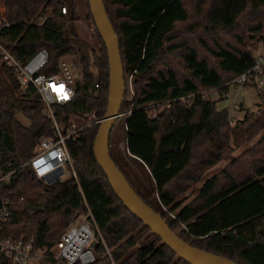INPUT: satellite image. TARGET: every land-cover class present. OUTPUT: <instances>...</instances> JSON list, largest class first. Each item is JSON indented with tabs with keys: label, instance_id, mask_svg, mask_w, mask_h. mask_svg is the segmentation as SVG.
Masks as SVG:
<instances>
[{
	"label": "trees",
	"instance_id": "16d2710c",
	"mask_svg": "<svg viewBox=\"0 0 264 264\" xmlns=\"http://www.w3.org/2000/svg\"><path fill=\"white\" fill-rule=\"evenodd\" d=\"M103 1L119 37L126 84L118 118L124 122L126 150L153 183L148 194L131 183L110 141L112 159L185 242L234 264H264V134L185 202L186 193L230 154V141L240 146L264 130V93L258 86L259 109L246 111L233 126L225 109L203 97L255 65L250 46L259 42L264 49V0ZM0 5L9 22L0 29V44L17 60L45 48L44 71L52 73L62 56L73 55L76 89L59 106L58 120L67 123L86 111L102 118L107 52L96 28L98 48L77 38L74 0H0ZM88 17L92 20L90 10ZM256 74L264 75V65ZM187 96L189 106L180 100ZM97 128H83L80 139L66 142L76 177L38 178L28 161L39 142L52 136L50 121L38 91L22 87L0 55V171L14 170L0 183V208L4 201L7 207L0 238H33L35 247L51 255L72 220L90 213L96 237L92 264H187L114 193L93 153ZM46 263L61 264L51 258Z\"/></svg>",
	"mask_w": 264,
	"mask_h": 264
},
{
	"label": "built area",
	"instance_id": "2783aa9c",
	"mask_svg": "<svg viewBox=\"0 0 264 264\" xmlns=\"http://www.w3.org/2000/svg\"><path fill=\"white\" fill-rule=\"evenodd\" d=\"M61 11L65 13V7ZM4 13L5 9L0 5V29L9 26ZM0 55L4 63L14 70L22 87L31 85L38 91L43 114L50 121L52 136L43 138L39 142L28 164L38 178L46 181V176H49L48 181L57 176V179H60L59 171L61 170L63 174L66 166L68 168L71 166V173L76 177L66 142L70 139H80L78 131L94 124L99 125L103 118L97 117L93 111H86L81 115L71 116L67 123L58 120L59 106L70 101L76 89V65L66 56H62L54 72H45L49 57L45 48L38 49L26 61L21 62L0 44ZM262 65H264V55H259L256 57L255 65L233 78L232 82L243 83L250 78H255L257 86L263 91L264 75L256 74L262 72ZM190 99L191 96L180 98L186 106L191 104ZM13 172L14 170L0 171V183H7ZM6 215L7 207L4 201L0 208V223ZM89 217H91L90 213H86L85 222L78 225L70 224L53 245L52 248L56 249L55 254L52 248L50 249L51 255H47L44 249L35 247L33 238H0V264H40L38 260L42 252L45 255L43 259L45 261L51 258L61 264H92L95 258L91 242L93 240L96 242V237H94V227ZM109 264L114 263L111 261Z\"/></svg>",
	"mask_w": 264,
	"mask_h": 264
},
{
	"label": "water",
	"instance_id": "95a60500",
	"mask_svg": "<svg viewBox=\"0 0 264 264\" xmlns=\"http://www.w3.org/2000/svg\"><path fill=\"white\" fill-rule=\"evenodd\" d=\"M93 23L101 37L108 58V102L105 114L98 125L93 153L96 161L118 199L135 215L144 226L160 237L174 254L187 264H234L231 260L212 254L201 248L192 246L181 239L165 222L161 214L153 210L139 196L129 181L116 165L109 150L110 133L121 113V105L125 97L126 84L120 55L119 37L107 16L103 0H87ZM59 171L58 175H61ZM58 178V176H57ZM45 179L49 180V176ZM95 244V240L91 242Z\"/></svg>",
	"mask_w": 264,
	"mask_h": 264
},
{
	"label": "rangeland",
	"instance_id": "374dc122",
	"mask_svg": "<svg viewBox=\"0 0 264 264\" xmlns=\"http://www.w3.org/2000/svg\"><path fill=\"white\" fill-rule=\"evenodd\" d=\"M75 2V10L76 14L78 16V19L75 21V32L77 38H81L86 40L92 47L98 48L99 47V41L96 36V30L93 21L88 17V6L86 4V0H74ZM250 49L255 57H258L259 55H264L263 46L261 43L257 42L250 46ZM67 58H69L73 62V55L72 54H66L64 55ZM77 67V66H76ZM254 82V83H253ZM128 86H129V93L131 94V79H128ZM257 82L255 80H250L243 82V83H237L232 82V79L228 82H225L221 87L217 89H212L207 92H203V97L214 101L215 102V108L217 110L225 109L228 112V118L230 121V125L233 126L237 120L242 119L244 113L247 111L249 113L255 114L257 110L259 109L258 103L260 102L258 93H257ZM264 91V90H263ZM264 93V92H263ZM157 108V106L155 107ZM161 108V107H160ZM154 112V111H153ZM19 119L23 123H27V120L19 116ZM123 127V119L120 117L116 120L114 123V128L112 130V136H111V148L113 153L120 152L121 148H123V141H124V132L122 131ZM262 134H264V130L258 132L253 138L246 141L244 144L240 146H236L232 143V141L229 142V146L231 147L230 154L215 164L206 174L205 178L197 183L195 187L192 189V191H188L186 193V201L191 200L196 192L199 190V187L203 183V181L209 177L212 174L218 173L222 168H224L232 159H235L243 151L247 148H249L257 138H259ZM109 141V143H110ZM117 156V155H116ZM123 166L125 167V172H127V175L132 182V184L139 189L141 192L144 190V193L148 194L149 190H151L152 187V181L149 178V175L146 171V169L135 160H132L134 165L122 162ZM71 168V166H69ZM70 168L67 166L64 168V173L60 175V179H68L71 177L72 173ZM171 216H173L171 214ZM86 220V214L80 213L76 218L72 220L70 223L71 225H78ZM69 224V225H70ZM67 229V228H66ZM93 229V228H92ZM94 231V229H93ZM95 234V231H94ZM95 237V236H94ZM54 254L56 252L55 248H52ZM45 255L40 254V258L38 262L40 264H47L45 260ZM43 260V261H42Z\"/></svg>",
	"mask_w": 264,
	"mask_h": 264
},
{
	"label": "crops",
	"instance_id": "0c3cea01",
	"mask_svg": "<svg viewBox=\"0 0 264 264\" xmlns=\"http://www.w3.org/2000/svg\"><path fill=\"white\" fill-rule=\"evenodd\" d=\"M264 50V49H263ZM253 80H255L256 81V79L255 78H252ZM251 79V80H252ZM254 83V82H253ZM123 124H124V122H123ZM122 131L124 132V141H123V148H121V150H120V152H117L116 153V157H117V159L120 161V160H122V162H127V163H129L130 164V162L129 161H131V164L132 165H134V163L132 162V158H131V156L129 155V153H128V151L126 150V141H125V131H124V128L122 127ZM121 162V161H120ZM135 166V165H134ZM146 171H147V169H146ZM127 173V172H126ZM147 173H148V171H147ZM53 178V180H55V179H57V178H54V177H52ZM132 183V182H131ZM152 184V187H153V183H151ZM152 187H151V189H152ZM145 190V189H144ZM144 190L142 191L143 193H144ZM150 191V190H149Z\"/></svg>",
	"mask_w": 264,
	"mask_h": 264
}]
</instances>
